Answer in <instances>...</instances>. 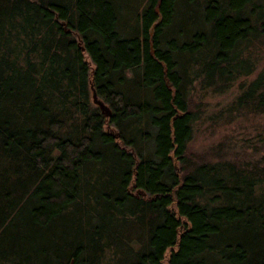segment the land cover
<instances>
[{"label": "trees", "instance_id": "1", "mask_svg": "<svg viewBox=\"0 0 264 264\" xmlns=\"http://www.w3.org/2000/svg\"><path fill=\"white\" fill-rule=\"evenodd\" d=\"M129 1L0 0V264H264V162L187 155L264 0ZM240 86L264 111V65Z\"/></svg>", "mask_w": 264, "mask_h": 264}, {"label": "rangeland", "instance_id": "2", "mask_svg": "<svg viewBox=\"0 0 264 264\" xmlns=\"http://www.w3.org/2000/svg\"><path fill=\"white\" fill-rule=\"evenodd\" d=\"M132 2L134 0L129 1ZM261 43L256 42L251 51L256 61L254 71L238 76L229 88L215 91L211 87H200L198 77L194 80L191 106L199 118L187 147L192 161L227 157L237 162L263 164L264 111H253L249 106L236 107L232 101L240 84L252 80L264 65V43Z\"/></svg>", "mask_w": 264, "mask_h": 264}, {"label": "water", "instance_id": "3", "mask_svg": "<svg viewBox=\"0 0 264 264\" xmlns=\"http://www.w3.org/2000/svg\"><path fill=\"white\" fill-rule=\"evenodd\" d=\"M92 87V97H93V101H95L96 103H98V105L100 106L101 110L106 113L109 114L110 113V108L108 106V104L97 95L95 89ZM138 191L145 193L144 190L142 188H138Z\"/></svg>", "mask_w": 264, "mask_h": 264}]
</instances>
